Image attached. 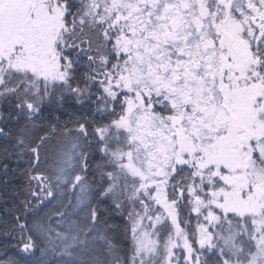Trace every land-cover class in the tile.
<instances>
[{"label": "snow or ice", "instance_id": "6c2138e0", "mask_svg": "<svg viewBox=\"0 0 264 264\" xmlns=\"http://www.w3.org/2000/svg\"><path fill=\"white\" fill-rule=\"evenodd\" d=\"M0 264H264V0H0Z\"/></svg>", "mask_w": 264, "mask_h": 264}]
</instances>
